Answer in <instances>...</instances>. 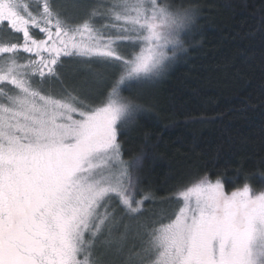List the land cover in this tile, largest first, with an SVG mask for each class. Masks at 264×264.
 Wrapping results in <instances>:
<instances>
[{"label": "snow or ice", "instance_id": "obj_1", "mask_svg": "<svg viewBox=\"0 0 264 264\" xmlns=\"http://www.w3.org/2000/svg\"><path fill=\"white\" fill-rule=\"evenodd\" d=\"M203 11L0 0V264H264V186L229 192L205 172L158 196L141 175L147 134L125 159L141 89L187 54Z\"/></svg>", "mask_w": 264, "mask_h": 264}, {"label": "trees", "instance_id": "obj_2", "mask_svg": "<svg viewBox=\"0 0 264 264\" xmlns=\"http://www.w3.org/2000/svg\"><path fill=\"white\" fill-rule=\"evenodd\" d=\"M189 2L204 9L191 47L142 96L149 110L122 137L125 159L147 134L155 147L141 175L158 196L205 172L229 192L244 183L258 189L264 186V39L257 29L264 0Z\"/></svg>", "mask_w": 264, "mask_h": 264}, {"label": "rangeland", "instance_id": "obj_3", "mask_svg": "<svg viewBox=\"0 0 264 264\" xmlns=\"http://www.w3.org/2000/svg\"><path fill=\"white\" fill-rule=\"evenodd\" d=\"M69 2H71V0H69ZM67 71H68L70 74H74V75H75V79H76V81L79 83V86H80V87H82V88H87V87L89 86V82H90V80H91V73L82 72V71H77V70H75V69H73V68H69V69H67ZM93 71H94V72H101V71H103V69H102V68H98V67H96V68H93ZM81 75H82V76H81ZM165 75H166V74H165ZM165 75H164V76H165ZM164 76H163V77H164ZM163 77L160 78L158 81H156V82H154V83H152V84H150V85L144 87L143 89H141L142 96L145 95V94H147V93L150 91V88H152L153 85H155V84L158 83L161 79H163ZM56 87L58 88L59 86L56 85ZM150 206H151V205H150ZM150 206H149V207H150Z\"/></svg>", "mask_w": 264, "mask_h": 264}]
</instances>
